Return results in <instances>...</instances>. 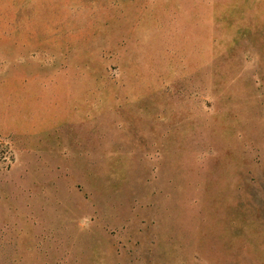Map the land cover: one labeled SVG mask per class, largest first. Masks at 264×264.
<instances>
[{"label":"rangeland","instance_id":"rangeland-1","mask_svg":"<svg viewBox=\"0 0 264 264\" xmlns=\"http://www.w3.org/2000/svg\"><path fill=\"white\" fill-rule=\"evenodd\" d=\"M0 264H264V0H0Z\"/></svg>","mask_w":264,"mask_h":264}]
</instances>
